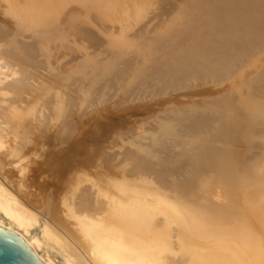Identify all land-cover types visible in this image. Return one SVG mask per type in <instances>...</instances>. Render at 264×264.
I'll return each mask as SVG.
<instances>
[{"label": "bare ground", "instance_id": "1", "mask_svg": "<svg viewBox=\"0 0 264 264\" xmlns=\"http://www.w3.org/2000/svg\"><path fill=\"white\" fill-rule=\"evenodd\" d=\"M34 128L118 177L26 198ZM0 227L39 264H264V0H0Z\"/></svg>", "mask_w": 264, "mask_h": 264}, {"label": "rangeland", "instance_id": "2", "mask_svg": "<svg viewBox=\"0 0 264 264\" xmlns=\"http://www.w3.org/2000/svg\"><path fill=\"white\" fill-rule=\"evenodd\" d=\"M39 70H37L36 72H38ZM46 99L45 100L46 102H48V106L50 107L51 104L49 103L48 101L49 98L47 96ZM40 101L42 100L37 99L36 95H32L30 100V105L32 107H35V109L38 107L39 110L40 106L37 104L43 103ZM45 106H47V104H45ZM45 106L43 107L42 110L45 113H48L49 107L47 106L48 108L47 109ZM34 113L35 112H33L30 118H33V116H35ZM145 113L149 116V113L145 111L138 112L136 114L139 118L138 121L141 120L143 117L148 118V116ZM37 114H39V112ZM139 123L140 122L134 123L135 127L134 125L131 124L130 127L129 126L127 127L131 128L132 132H135L138 129ZM127 127L124 130H126ZM129 128L128 130H130ZM30 130L32 132H30L29 135L26 136V138L28 137L30 141L29 142L27 141L25 144H23L22 155H20V157H26V161H27V168L24 174V177L25 176L26 177L23 183L25 182L27 185L26 184L24 185L28 188H25L24 186L23 189H25L24 191L29 189L31 191V195L29 193H25L27 195L26 198H29L34 195L32 197L33 198L32 200L34 202L35 200H37L35 198L38 197V199L41 200L40 201L41 203H43L44 200V203L50 204L51 207L55 205V203H56V207H59L58 206V204L60 203L59 200L70 195V191L73 186L72 183H74L76 179L95 177V180L99 185L102 184V182L106 181L107 179L112 180L118 177L119 173L115 169L104 167L102 163V158H103L102 156L104 153L114 152V150L116 151V149H118L117 144L111 143L113 141L109 142L107 139L106 141L109 142L108 144L103 138L81 141V140H76L75 138L74 140L72 139L73 137L69 139L68 137H66L62 139L64 140V142L61 140L62 144H59L60 141L55 140L57 143L53 141L54 139H52L49 133L47 131L45 132V130L42 132L43 133L42 135H44V133L47 134H45L44 137L41 136V138L39 135L41 133L40 132L41 130H39V128L36 129L34 128L33 130L32 129ZM22 138L23 136L19 131L18 141L21 142ZM65 139H67L68 142ZM111 144H115V146ZM6 160L7 159L4 158L3 162H5ZM6 167L9 170L11 168L10 166L5 165L4 166L5 170H8ZM16 174L18 177L15 175V177L13 178H15V180L17 179L18 181L20 175L18 173ZM84 185L85 184H83V186ZM83 186H81L79 189L81 190V192L77 191L76 194H79V192L85 193V191H87ZM92 190H90L91 193H93ZM57 202L59 203L57 204ZM51 203H53V205Z\"/></svg>", "mask_w": 264, "mask_h": 264}, {"label": "water", "instance_id": "3", "mask_svg": "<svg viewBox=\"0 0 264 264\" xmlns=\"http://www.w3.org/2000/svg\"><path fill=\"white\" fill-rule=\"evenodd\" d=\"M0 264H39L30 249L10 228L0 227Z\"/></svg>", "mask_w": 264, "mask_h": 264}]
</instances>
